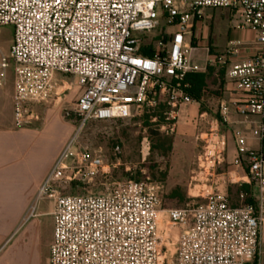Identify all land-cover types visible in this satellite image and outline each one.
Listing matches in <instances>:
<instances>
[{
    "label": "built area",
    "instance_id": "obj_1",
    "mask_svg": "<svg viewBox=\"0 0 264 264\" xmlns=\"http://www.w3.org/2000/svg\"><path fill=\"white\" fill-rule=\"evenodd\" d=\"M206 10H226L239 22L230 27L223 51L211 45ZM162 22L166 29L156 34ZM0 26L14 27L10 55L0 49V87L13 63L17 127L31 118L30 103L58 95L61 76H71L80 93L79 130L40 186L31 216L41 202L53 201L49 264H161V217L181 229L176 264L256 263L264 225V150L250 141L264 145V0H0ZM149 47L153 57L144 55ZM201 50L205 67L191 56ZM209 67L224 72V97L215 121L208 113L193 120L210 129L202 139L203 164L210 167L201 168L212 176L223 163L227 136L218 126H231L234 165L247 170L257 203L234 208L211 191L205 203L163 209L162 186L149 178L115 183L101 194H62V183L93 179L109 167L100 152L78 143L88 122L127 119L165 103L159 129L172 135L183 107L200 106L188 75Z\"/></svg>",
    "mask_w": 264,
    "mask_h": 264
},
{
    "label": "rangeland",
    "instance_id": "obj_2",
    "mask_svg": "<svg viewBox=\"0 0 264 264\" xmlns=\"http://www.w3.org/2000/svg\"><path fill=\"white\" fill-rule=\"evenodd\" d=\"M206 22L209 24L210 41L218 46H223L227 41L229 27L239 24L236 18H231L226 10H206ZM213 18V20H212ZM212 24V25H211ZM166 29L162 22L156 34ZM155 34V33H153ZM14 36L13 26H0V49L10 55V49ZM200 66H206V52L197 51L191 55ZM58 95L54 94L48 103H30L28 114L31 118L21 127H17L14 120L12 95L14 89V65L7 70V79L3 87H0V119L9 121L13 119L14 129L40 133V130L48 128L44 132L47 141L45 147L40 146L38 139L31 142L30 158L34 159L41 167L50 166V157L56 154L62 141L67 137L63 147L78 132L80 119L75 113V103L79 96L75 80L71 76H61ZM207 87L214 94L219 93V81L216 73H210L207 77ZM212 108L218 107V99L211 98ZM153 110L142 107L131 118L90 121L82 129L78 136V143L92 151L100 152L109 166L101 171L95 178L81 180L80 185L62 183V194H101L112 189L115 183L127 180L142 181L150 179L159 182L162 186L163 209H180L188 205L202 204L206 202L209 192L224 194L225 189H210L206 186L207 179L212 180L211 173L205 172L210 164H203L205 153V141L199 139L197 134L186 129L171 137L172 150L164 153L160 148L163 142L159 127L155 125L158 118L152 117ZM154 119H157L155 122ZM226 132L228 129H225ZM232 130V129H231ZM37 135V134H35ZM167 136V135H164ZM170 137V136H167ZM30 142V143H31ZM60 150L63 151V148ZM234 148L232 136L227 135V151ZM227 171V164L219 169V174ZM218 172L214 173L217 177ZM224 185H229L227 177L222 178ZM230 186V185H229ZM45 205L53 209V201L46 199ZM34 202L28 209V215L19 223L16 230L26 228L34 220H41L40 233H45L48 249L53 233V220L51 216L39 217L38 211L32 216ZM181 229L170 224L166 219H159L160 248L163 262L161 264H176V252ZM44 250V247H43Z\"/></svg>",
    "mask_w": 264,
    "mask_h": 264
},
{
    "label": "crops",
    "instance_id": "obj_3",
    "mask_svg": "<svg viewBox=\"0 0 264 264\" xmlns=\"http://www.w3.org/2000/svg\"><path fill=\"white\" fill-rule=\"evenodd\" d=\"M229 33L230 27L227 33V41L223 46L212 43V47L223 51L227 46ZM211 98L208 97L203 106L200 104V106L189 105L183 107L176 132L169 136L173 137L185 133L186 129L197 134V137L201 140L207 136L210 131L207 123L198 128L193 124V120L202 113L209 114V122L215 121L219 117L218 107L215 110L212 108ZM232 118L243 120L237 115H233ZM212 125L214 126L215 123ZM218 128L221 134L231 136V126L220 122ZM47 129L40 130V133L15 130L13 119H9V121L0 119V264H49L53 233L48 249L45 233H40L41 220H34L26 228L16 230L17 225L24 221L28 215L30 205L35 201L40 186L52 170L54 162L61 153L60 150L67 139L66 137L62 141L58 152L50 157V166L41 167L34 159H31L32 157L30 158L31 151L29 149L35 143L31 142L34 139H38L40 146H46L47 141L43 135ZM225 129H228L227 132ZM250 146L256 150H264V145L255 140L250 141ZM235 157L236 145L234 142V148L232 150L230 148L229 152L226 150L223 163L216 167V172H218L222 165L227 164V171L222 174L218 172L217 177H214L213 174L212 180H206V186L212 190L225 189L224 194H220L225 195L234 208L245 204V201L243 202L240 199L242 193L246 194L248 202L255 204L258 199V190L251 183L247 170L234 165ZM224 176L227 177L230 186L224 185L225 182L222 183ZM44 202L45 200L39 206V217L51 216L53 220L54 205L52 211H50V206L45 205ZM251 264H264V225L260 234V255L256 263Z\"/></svg>",
    "mask_w": 264,
    "mask_h": 264
},
{
    "label": "trees",
    "instance_id": "obj_4",
    "mask_svg": "<svg viewBox=\"0 0 264 264\" xmlns=\"http://www.w3.org/2000/svg\"><path fill=\"white\" fill-rule=\"evenodd\" d=\"M145 56L153 57L154 51L152 47H149L148 49H145L144 51ZM210 73H216V76L219 81V93L217 95H214L207 87V77ZM187 80L192 85V90L190 91L191 95L203 106L209 97L217 98L218 100L222 99L224 97V72L222 70H218L215 67H209L208 70L205 73H199V74H190L187 77ZM166 110L165 103H160L157 109L153 110L154 113L149 118L157 117L158 121L155 123L157 127L162 125L164 123V112ZM163 138V142L160 145V148L164 153H169L172 150L173 146V140L171 137H167L164 135H161ZM128 181V180H127ZM82 183H72V185H80ZM245 204H251L250 202L245 200ZM177 256V252H176Z\"/></svg>",
    "mask_w": 264,
    "mask_h": 264
}]
</instances>
